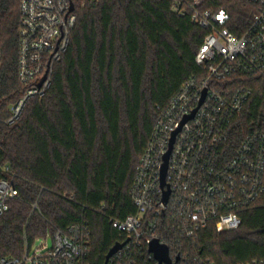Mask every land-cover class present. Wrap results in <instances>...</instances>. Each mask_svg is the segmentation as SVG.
Here are the masks:
<instances>
[{
  "label": "trees",
  "instance_id": "1",
  "mask_svg": "<svg viewBox=\"0 0 264 264\" xmlns=\"http://www.w3.org/2000/svg\"><path fill=\"white\" fill-rule=\"evenodd\" d=\"M75 2L77 24L53 66L48 94L29 101L10 124L11 107L26 91L18 79L20 0H0V161L11 167L19 191L0 216V258L21 256L38 239L87 223V260L105 264L109 250L127 239L112 220L136 213L131 187L159 109L199 71L196 56L209 31L177 15L173 0ZM204 7L225 9L226 26L238 37L257 12L245 0H205ZM232 78L253 94L230 127L229 152L264 128V76ZM242 217L238 229L219 233L210 224L193 240L162 215L156 233L174 260L180 256L177 264L264 260V205Z\"/></svg>",
  "mask_w": 264,
  "mask_h": 264
},
{
  "label": "built area",
  "instance_id": "2",
  "mask_svg": "<svg viewBox=\"0 0 264 264\" xmlns=\"http://www.w3.org/2000/svg\"><path fill=\"white\" fill-rule=\"evenodd\" d=\"M99 1L78 0L77 5L92 7ZM245 1L256 5L257 12L238 37L226 26L230 15L225 9L205 8V0H173L177 15L190 17L209 32L196 56L199 71L159 109L131 187L136 213L112 220L127 242L109 264H136L137 256L157 262L149 245L154 238L165 243L156 233L162 215L171 220L176 233L195 240L210 224L219 233L238 229L245 211L264 205V128L245 135L234 151L228 149L230 127L253 94L252 88L238 86L232 77L264 76V0ZM20 13L18 79L26 91L11 107L10 124L20 119L29 101L48 94L53 66L68 50L78 20L75 0H20ZM169 151L163 187L162 167ZM167 189L170 196L165 203ZM18 195L11 167L0 161V216ZM90 237L87 223H75L38 239L46 240L39 247L37 241L27 245L21 256L0 258V264H90Z\"/></svg>",
  "mask_w": 264,
  "mask_h": 264
},
{
  "label": "water",
  "instance_id": "3",
  "mask_svg": "<svg viewBox=\"0 0 264 264\" xmlns=\"http://www.w3.org/2000/svg\"><path fill=\"white\" fill-rule=\"evenodd\" d=\"M74 8V5L72 3V9ZM46 78V75L44 76V78L41 80L40 83H42L44 81V79ZM206 94V91L204 92V96ZM196 111V110H195ZM195 111L192 113L191 116L187 117L183 123H185L189 118L193 117ZM174 142V137L172 139L171 142V148H172V144ZM171 151V149H170ZM170 151L167 153V155L165 156V162L163 164L162 167V186L165 187V179H166V174H167V169H168V160H169V155H170ZM169 196H170V189H167L164 191V202L167 203L169 200ZM127 241L125 242H119L116 243L108 252V254L106 255V261L105 264L108 263L109 259L119 250L121 249ZM149 251L151 253H153L155 259L157 260L158 264H177V262L180 259V256H178L175 260L171 257L170 254V248L167 244L162 243L158 238H154L149 245Z\"/></svg>",
  "mask_w": 264,
  "mask_h": 264
},
{
  "label": "rangeland",
  "instance_id": "4",
  "mask_svg": "<svg viewBox=\"0 0 264 264\" xmlns=\"http://www.w3.org/2000/svg\"><path fill=\"white\" fill-rule=\"evenodd\" d=\"M42 241L45 242L46 240H39V241L36 242L35 245L39 247L43 243ZM47 242H48L49 247H52V245H53L52 238L47 239Z\"/></svg>",
  "mask_w": 264,
  "mask_h": 264
}]
</instances>
